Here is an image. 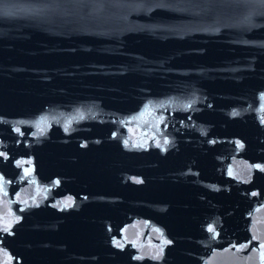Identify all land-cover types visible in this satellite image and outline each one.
I'll return each mask as SVG.
<instances>
[{"label":"water","instance_id":"95a60500","mask_svg":"<svg viewBox=\"0 0 264 264\" xmlns=\"http://www.w3.org/2000/svg\"><path fill=\"white\" fill-rule=\"evenodd\" d=\"M0 264H264V0H0Z\"/></svg>","mask_w":264,"mask_h":264}]
</instances>
